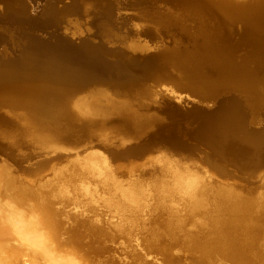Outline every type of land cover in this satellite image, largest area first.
Returning a JSON list of instances; mask_svg holds the SVG:
<instances>
[{
	"label": "bare ground",
	"instance_id": "6f19581e",
	"mask_svg": "<svg viewBox=\"0 0 264 264\" xmlns=\"http://www.w3.org/2000/svg\"><path fill=\"white\" fill-rule=\"evenodd\" d=\"M188 2L195 12L205 9L217 16L224 29L242 20L252 48L249 59L264 61V0ZM224 29L210 30L202 21L197 49L182 54L170 49L162 69L181 68L193 94L213 99L224 89L241 92L253 114L249 122L260 123L264 91L256 82L204 79L206 65L219 76L243 70L244 64L236 65L221 48ZM149 46L129 43L140 51ZM191 81L199 85L190 86ZM143 89H133L134 97L149 99L152 93ZM124 92L103 87L64 92L26 82L0 86V109L16 120L0 123V154L16 158L25 143L34 142L42 149L60 148L57 140L67 133L65 121L74 113L89 117L90 124L114 116L121 123L112 140L94 134L103 151L77 155L68 166L52 162L32 177L0 164V264H83L81 259L89 264H264V194L245 193L236 187L238 181L224 180L206 166L203 172L192 170L199 161L167 150L116 162L107 144H126L145 118L150 116L146 125L152 118L129 99L118 98ZM184 95L170 94L177 101ZM254 146L264 151L263 145Z\"/></svg>",
	"mask_w": 264,
	"mask_h": 264
},
{
	"label": "water",
	"instance_id": "95a60500",
	"mask_svg": "<svg viewBox=\"0 0 264 264\" xmlns=\"http://www.w3.org/2000/svg\"><path fill=\"white\" fill-rule=\"evenodd\" d=\"M149 2L0 0V86L26 82L74 93L99 87L120 92L141 87L163 68L170 49L175 51L167 42L154 43L147 51L129 48L127 35L135 32V13ZM76 19L82 22L79 27ZM145 31L153 33L152 28ZM224 90L213 99L188 91L181 101L160 93L139 109L152 115L150 124L146 125L149 116L131 141L107 144L109 152L116 162L128 163L167 150L199 161L224 180L251 182L264 168V151L254 146H264V112L259 115L262 122L251 124L253 114L242 93ZM70 116L64 120L68 131L63 138L68 140L91 125L87 116ZM0 120L16 122L5 109H0ZM113 120L119 121L117 116ZM13 158L27 171L38 172L56 157L44 151Z\"/></svg>",
	"mask_w": 264,
	"mask_h": 264
},
{
	"label": "rangeland",
	"instance_id": "374dc122",
	"mask_svg": "<svg viewBox=\"0 0 264 264\" xmlns=\"http://www.w3.org/2000/svg\"><path fill=\"white\" fill-rule=\"evenodd\" d=\"M244 1V0H234ZM192 4L188 0H151V2L144 4L137 13V19L132 24V29L135 30L133 34L127 35V39L133 43L146 44L151 46L154 43L167 42L172 45L177 54H182L184 51H194L202 42V37L198 34L201 22H205L208 29L218 32L220 29H224L223 24L218 20L217 16L210 15L205 9L201 13L195 12ZM198 19H196V17ZM163 21V22H162ZM82 22L78 19L74 21L76 26H80ZM146 28H152L153 33H147ZM230 28V29H229ZM224 41L219 42L224 54L229 53L232 57V61L236 65L244 64L243 70L237 71L227 77L226 75L219 76L213 68L206 65L204 67L205 78L214 79L220 82H225L232 79L248 78L256 82L255 84L264 91V61L259 63L255 60L249 59L251 46L247 42L246 35L243 33L244 23L242 20L234 19L232 24L225 26ZM149 46V47H150ZM221 51V49H220ZM222 52V51H221ZM248 60V61H247ZM247 61V62H246ZM181 69V68H179ZM177 65H169L166 68L155 73L154 76L142 83L141 89L143 91H149L152 96L149 99H157L160 93L171 94L172 90L185 94L192 87L187 86V78L182 80L183 73L179 70ZM190 86H198L199 83L195 81L190 82ZM136 89H139L136 88ZM124 95L118 97L122 99H129L134 107H140V104H145L149 99H137L134 97L136 90H125ZM157 95V98H155ZM114 118V117H113ZM101 121V120H100ZM91 124L84 133H81L74 139L60 138L57 143L60 148L56 150L42 149L39 145L34 143H25L23 151L20 154H39L42 152H48V156H55L53 160L57 166L62 167L64 165L71 164V161L76 159L77 155H85L91 151L104 150L101 142L97 140L94 135L96 132L105 134L108 137L113 138L117 130L120 128L121 123L114 120H104L102 122ZM4 128L7 126L3 125ZM15 133L16 128H8ZM102 138V137H101ZM24 138L21 139V141ZM112 140V139H111ZM8 164L11 169L17 171V174L21 176H34L36 172H30L22 168L20 164L10 157L5 152L0 154V164ZM117 163H122L117 162ZM26 163L24 165H30ZM204 165L198 162L191 166L192 170L204 171ZM264 174V168L258 174ZM32 176V177H33ZM236 187L245 193L250 195L260 196L264 194V179H259L257 176L252 179L251 182L246 183L244 181H238L235 183ZM127 238L121 239L125 242ZM120 240V239H119ZM117 245H122L119 243ZM92 255V253L90 254ZM83 264H89L87 261L81 259ZM93 260V257L90 258ZM130 263L131 258H128ZM104 264V263H103ZM134 264V263H133Z\"/></svg>",
	"mask_w": 264,
	"mask_h": 264
}]
</instances>
